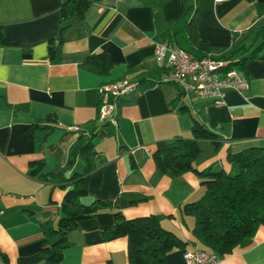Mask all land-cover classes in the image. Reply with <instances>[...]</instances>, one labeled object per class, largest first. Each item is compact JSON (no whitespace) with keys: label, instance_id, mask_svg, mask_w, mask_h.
Returning <instances> with one entry per match:
<instances>
[{"label":"crops","instance_id":"crops-1","mask_svg":"<svg viewBox=\"0 0 264 264\" xmlns=\"http://www.w3.org/2000/svg\"><path fill=\"white\" fill-rule=\"evenodd\" d=\"M63 2L0 0V29L10 41L0 42V263L1 252L9 264L43 263L46 228L57 225L65 196L61 175L51 173L82 172L79 150L99 136L89 194L81 202L121 199L127 205L80 221L68 233L60 264H130L127 237L107 240L103 233L117 213L156 215L185 243L166 255V264H195L187 263L185 252L202 246L192 232L194 217L182 206L202 197V177L193 170L162 173L152 153L159 141L191 138L194 119L223 137L218 151L202 142L213 152L201 159L203 148L198 170L234 171L229 149L264 147V49L235 66L246 74L248 89L227 91L216 104L163 83L155 43L170 39L200 56L247 58L264 42V0H100L61 31ZM102 50L115 62L109 74L81 66ZM124 78L138 88L115 101L117 125L100 120V86ZM74 125L81 129L69 130ZM37 161L43 169L33 176ZM219 264H264V225Z\"/></svg>","mask_w":264,"mask_h":264},{"label":"trees","instance_id":"trees-1","mask_svg":"<svg viewBox=\"0 0 264 264\" xmlns=\"http://www.w3.org/2000/svg\"><path fill=\"white\" fill-rule=\"evenodd\" d=\"M97 1L100 0H64L61 8V31L69 26L74 16L83 19L88 9ZM0 42L10 44L1 29ZM56 49L51 42L49 54L52 59L56 58ZM262 49L264 42L247 58L238 61L226 59L227 67H243L248 58ZM114 64L111 56L102 50L89 54L81 66L95 74L107 75ZM99 139V136H93L81 146L79 154L86 163L82 172H74L70 177L63 173H51L61 175L65 182L62 185L65 196L57 225L49 223L46 228V240L41 248L44 258L42 264L61 263L64 249L70 245L68 233L77 228L80 221L91 218L99 210L127 205L121 199H96L89 204L81 202L89 194L91 158L96 153ZM222 140L223 137L217 131L211 130L205 122L194 119L191 138L176 137L159 141L152 155L162 173L181 175L193 170L202 177V197L185 203L182 209L184 213L194 217L192 232L201 244V249L224 257L232 254L238 245L254 236L257 229L264 225V147L251 146L235 153L229 149L227 159L235 168L234 171L216 169L212 165L198 170L195 161L203 151L202 142L211 143L218 151ZM43 164V161L33 162L31 174L35 176L41 172ZM103 233L107 240L127 237L130 264H166V255L185 244L175 233L166 230L153 214L128 219L117 213L114 225L106 227ZM1 257L4 264L10 263L6 253L1 252Z\"/></svg>","mask_w":264,"mask_h":264},{"label":"built area","instance_id":"built-area-1","mask_svg":"<svg viewBox=\"0 0 264 264\" xmlns=\"http://www.w3.org/2000/svg\"><path fill=\"white\" fill-rule=\"evenodd\" d=\"M155 58L165 68L162 82L180 87L186 93L200 98L213 99L221 104L227 91L244 93L249 80L237 67L228 68V61L211 54L197 55L179 46L175 41L162 39L155 43ZM138 88V83L124 78L100 86L99 119L117 125L116 104L121 97ZM113 97V102L111 101ZM80 126H70L69 130L79 131ZM2 190L0 189V202ZM187 263L219 264L222 256L201 248L185 252Z\"/></svg>","mask_w":264,"mask_h":264},{"label":"rangeland","instance_id":"rangeland-1","mask_svg":"<svg viewBox=\"0 0 264 264\" xmlns=\"http://www.w3.org/2000/svg\"><path fill=\"white\" fill-rule=\"evenodd\" d=\"M203 148H204V153L202 154V158L201 159H203L204 157H206V156H208L209 154H210V151H212L213 152V147H210V146H203ZM217 169V168H216Z\"/></svg>","mask_w":264,"mask_h":264}]
</instances>
